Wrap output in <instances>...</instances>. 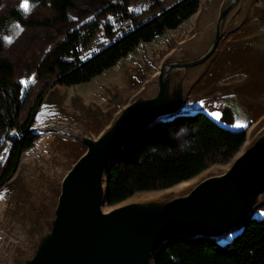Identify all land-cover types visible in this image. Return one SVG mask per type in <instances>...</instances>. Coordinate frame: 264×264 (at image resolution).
Listing matches in <instances>:
<instances>
[{
  "label": "water",
  "instance_id": "obj_1",
  "mask_svg": "<svg viewBox=\"0 0 264 264\" xmlns=\"http://www.w3.org/2000/svg\"><path fill=\"white\" fill-rule=\"evenodd\" d=\"M256 1L201 0L122 70L45 94L27 131L40 142L0 186V264H155L176 239L229 245L264 219V32L236 37ZM227 100L251 117L227 162L108 204L111 166L138 136L196 116L233 130Z\"/></svg>",
  "mask_w": 264,
  "mask_h": 264
},
{
  "label": "trees",
  "instance_id": "obj_2",
  "mask_svg": "<svg viewBox=\"0 0 264 264\" xmlns=\"http://www.w3.org/2000/svg\"><path fill=\"white\" fill-rule=\"evenodd\" d=\"M42 1L47 2L55 13L53 23L56 25L67 21L75 0ZM200 1L180 0L142 23L137 16L129 14L128 8L106 4L97 16L83 27L66 33L50 53L40 59L35 78L53 79L55 86L63 89L86 84L128 58L141 44L150 43L165 31L176 30L195 13ZM120 17L129 19L134 26L132 31L121 36L120 30H113ZM23 19L20 10H11L4 15L3 22L22 24ZM100 31L110 43L84 62L82 54L76 53H69L72 58L69 62L73 64L65 61L68 52L79 49L83 43L85 49H94V38ZM21 82L11 62L0 58L3 136L13 129L21 133L10 147L0 186L14 174L22 154L32 149L38 140L27 132L25 125L17 123V112L28 99ZM42 98L43 95L36 100L35 109ZM33 118L28 116V125L31 126ZM245 130L225 129L204 116H196L141 134L111 166L108 204L118 203L138 191L168 188L193 177L209 164L226 162L242 145ZM155 264H264V219L249 223L229 245L176 239L163 247Z\"/></svg>",
  "mask_w": 264,
  "mask_h": 264
},
{
  "label": "rangeland",
  "instance_id": "obj_3",
  "mask_svg": "<svg viewBox=\"0 0 264 264\" xmlns=\"http://www.w3.org/2000/svg\"><path fill=\"white\" fill-rule=\"evenodd\" d=\"M179 1L180 0H75L74 8L70 12L67 21L55 25L53 23L55 13L47 2H43L42 0H27L28 10L25 11L22 7L25 0H0V58L10 61L15 68L17 76L22 79V82H27H21L23 93L27 94L28 99L17 112L18 125H25L26 130L37 125L39 123V118L37 117L39 104L35 109L36 100L41 95L44 97L51 89L58 88L55 86L53 79L46 78L36 80L35 69L40 59L48 55L57 42L64 38L66 33L83 27L88 20L97 16L106 4H115L116 7L128 8L129 14L137 16L139 23H142ZM11 10H20L22 12L24 17L22 24H5L3 22L4 15ZM246 27L247 28L236 35V37H242L244 35L251 36L254 33L264 32V0L256 1L254 17L252 21L248 22ZM163 37L164 34L148 43V45L160 44ZM96 39L98 41L96 52L111 42L102 31L98 32L96 38H94L95 43ZM148 45L146 44V46ZM258 49H260V51H256V53L259 55L263 54L262 56L264 58V44ZM138 51L139 48L132 54L134 55ZM126 61L127 58L121 60L116 66L104 72L102 75L93 78L90 82L69 88L67 91L72 89L79 92L85 91L87 87L93 86L99 81L101 82V80L108 74L114 72L118 67L122 70ZM262 64L263 67L260 71L264 73V59ZM61 89L64 90L63 88ZM230 102H232L231 106L234 109V123L231 128L233 130L241 128L247 129L251 123V117L248 118L246 113L233 103L234 100H227L223 105H228ZM30 115L34 116L31 126L27 124V119ZM238 123L244 126L237 127ZM3 131L4 128L0 124V178L8 160L10 147L14 141L19 138V134H21L13 129L3 136ZM39 142L40 139L36 141L32 149L23 153L21 157L25 158L32 153Z\"/></svg>",
  "mask_w": 264,
  "mask_h": 264
},
{
  "label": "built area",
  "instance_id": "obj_4",
  "mask_svg": "<svg viewBox=\"0 0 264 264\" xmlns=\"http://www.w3.org/2000/svg\"><path fill=\"white\" fill-rule=\"evenodd\" d=\"M112 22H114V19ZM133 29L134 26L132 22L124 17L118 18L113 28V30H120V36L132 31ZM97 45H98L97 39H96V45H94V49H85V43H83V45H79V49H75L74 51H69L67 54V59H65V61H68V64H73L74 62H69V53H76V54H82V62H84L96 53Z\"/></svg>",
  "mask_w": 264,
  "mask_h": 264
},
{
  "label": "snow or ice",
  "instance_id": "obj_5",
  "mask_svg": "<svg viewBox=\"0 0 264 264\" xmlns=\"http://www.w3.org/2000/svg\"><path fill=\"white\" fill-rule=\"evenodd\" d=\"M22 7L25 9V11L28 10V4H27V0H25V3L22 5ZM22 83H27V82H22ZM217 118H219L218 114H217ZM243 124L238 123L237 127H243ZM5 198L4 193L0 192V201H2Z\"/></svg>",
  "mask_w": 264,
  "mask_h": 264
},
{
  "label": "bare ground",
  "instance_id": "obj_6",
  "mask_svg": "<svg viewBox=\"0 0 264 264\" xmlns=\"http://www.w3.org/2000/svg\"><path fill=\"white\" fill-rule=\"evenodd\" d=\"M67 59V58H66ZM72 60V58L71 57H69V61H71ZM68 62V61H67Z\"/></svg>",
  "mask_w": 264,
  "mask_h": 264
}]
</instances>
